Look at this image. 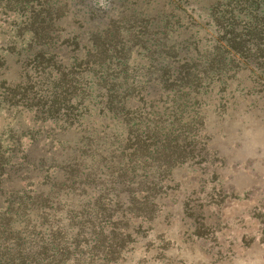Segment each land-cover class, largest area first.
I'll use <instances>...</instances> for the list:
<instances>
[{
	"label": "rangeland",
	"instance_id": "rangeland-1",
	"mask_svg": "<svg viewBox=\"0 0 264 264\" xmlns=\"http://www.w3.org/2000/svg\"><path fill=\"white\" fill-rule=\"evenodd\" d=\"M215 1L0 0V215L9 217L6 192L22 197L49 190L53 182L48 185V180H61L71 167L75 149L94 142L97 151L76 167L80 171L75 174L82 172V177L71 178L89 181L88 187L81 192L73 185L75 193L61 199L66 204L64 222L69 224L84 204L103 193L98 217L105 216L110 225L117 222L132 236L114 246L117 252L110 251L106 260L94 257L92 264H264V0H240L237 5L249 9L239 19H229L226 7L216 14L200 10ZM220 2L225 5L227 0ZM47 10L61 16V63H72L66 60V48L75 47L74 37L86 41V30L100 23L89 20L92 16L118 20L135 10L143 16L159 15L174 31L169 32L168 45H174L180 62L168 60L172 69L186 67L194 56L201 58V68L203 62L213 65L208 70L212 77V71L222 75L213 77L208 87L202 82L195 99L186 94L187 88L169 97L164 93L158 103L146 97L147 89L136 91L132 110L124 121H116L117 116L86 96L93 88L86 78L91 77L89 71L80 81V75L73 74L78 70L63 79L45 63L29 64L40 49L33 40L37 24L30 25L31 17L39 11L44 16ZM234 32L242 39L234 50L224 42L216 45L217 38L227 41ZM82 43L77 55L85 53ZM217 54L227 58L218 67ZM149 67L148 57L134 49L128 77L137 85L147 74L159 80L161 73ZM127 131L130 139L169 136L151 147L156 151L151 161L142 157L136 162L144 171L131 175L136 177L131 194L117 186V176L108 170L119 160L123 163L115 148L125 143ZM178 135L179 140L171 141ZM25 157L29 162L42 158L45 170L27 165ZM56 192L69 191L58 186ZM76 233L77 228H69L68 243ZM90 259L86 251L80 263L65 264Z\"/></svg>",
	"mask_w": 264,
	"mask_h": 264
},
{
	"label": "trees",
	"instance_id": "trees-1",
	"mask_svg": "<svg viewBox=\"0 0 264 264\" xmlns=\"http://www.w3.org/2000/svg\"><path fill=\"white\" fill-rule=\"evenodd\" d=\"M239 1L227 0L224 5L220 0H216L215 3H210L208 7H201L200 10L216 14V11L219 12V9L226 7L228 9V12H226L230 16L229 19H235V17L239 19L240 15L249 9L244 4L237 5ZM86 3L88 4L89 1H86ZM230 7L233 9H229ZM57 12V10L52 12L47 10L43 16L42 11H39L38 14L35 13L31 17L32 23L30 25L36 26L35 24H37L35 32H33L35 36L33 40L40 49L29 59V64H33V67H38L39 64L45 63L46 67L56 68L63 79L78 70L79 73L73 74L80 75V81H84V73L89 71L91 77L86 75V78L91 82L90 85L93 88L90 87L92 91H89L86 96H93V99L98 101V104H102L108 112L117 116L115 118L116 121H119L120 118L122 122L128 116L130 110H132L133 103L137 101L134 94L136 91L139 93L141 89H147L146 97L152 96L156 98V103H158L162 101L164 93H166V97H169V94L184 93L183 89L187 88L186 94L195 99L199 94L198 88L202 82H204L205 87H208L214 80L213 77L222 75V73H214L212 71V77L208 70L213 65L203 62L205 67L201 68L197 64L200 63L201 58H195L194 56L191 59V64L186 63L188 64L186 67L182 65L172 69L171 65L174 61L180 62V59H177L179 55L173 50L174 45H168L171 43L168 41L169 32L174 33V31H172V28L168 29L165 26L164 18L159 15L155 17L143 16V14L135 10L129 18H120L118 20L109 18L107 21H102L103 19L98 15L92 16L89 20H99L100 23H97L94 30H86L89 35L88 39H86L88 43L80 39V35H76L74 37L75 47L70 49L68 46L66 48L68 54L66 60H72V63H61L63 61L60 59L62 49L58 47L61 33L57 31L61 16ZM160 24L163 25L161 26ZM134 28L138 29V31L129 32ZM230 38L225 41V39L219 37L216 45L224 42L228 49L234 50L240 42L242 43V39L239 38V35H235V32L230 35ZM80 43H82L81 48L85 50V53L77 55V53L81 52L79 51ZM134 49L142 51L148 57V61H150L149 69L152 73L153 71L161 73L159 80L157 77H153L152 74H147L146 80L139 82L140 85H137L128 77L127 65ZM179 49L183 50L182 47H179ZM160 59H164L162 65H154ZM225 59L227 58L223 54H217L215 56L216 67L221 62L224 63ZM38 60L41 61L39 62ZM168 60H172V63H168ZM175 74L177 75L174 76ZM173 76L174 79L170 81ZM128 136L130 137V134L127 131V134L123 135L125 143L115 148L119 155L123 156V163L119 160L117 167L108 168V170H111V176H114V178L117 176L115 179L117 186L131 194L136 178L131 175L135 174L139 169L144 171V168L137 165L136 162L140 161L142 157L146 162L151 161L156 154V151L151 147L159 142L160 138V142H165L169 136L160 133L156 137L151 135V137H145V139H141V135H137L134 138L131 137L133 139L128 138ZM179 137L181 136L178 135L171 141H177ZM116 142L118 143L119 141L117 140ZM94 145L97 144L88 142L85 145H81V147H77L71 154L74 155L70 159V164L72 165L65 168L62 179H56V177H51V180L47 179L48 185L53 182L49 190L47 188L44 191L37 190L34 193H26L23 189H20L25 192L22 193V197L18 195V192L10 194L6 192L4 194L6 197L5 201L10 207L6 211L8 218L0 215V264H65L70 260L80 263V259L86 251L89 252L91 259L84 264H92L94 257L99 260H106L110 255V251L117 250V247L114 248V246H118L119 242L125 241L127 237L132 236L131 233H125L124 230L121 231V227H117V222L110 225V221L106 220L105 216L98 217V212L102 205L100 202L105 196L103 193H100L94 199L92 197L88 203L84 204L79 214L69 220V224L64 222L67 217V212L66 214L63 212L66 204H63L64 202L62 203L61 199L67 197L69 193H75L76 187L74 188L73 185H77L78 188L81 187V192L88 187L86 184L89 181L76 182L71 178H79L80 180L83 173L75 174L80 171L76 167L77 165L81 167L80 163L83 159L92 156L97 151ZM164 152L167 155L169 154L167 151ZM99 157L103 156L100 155ZM41 159L37 162H29L25 157L23 162H26L27 165L35 164L45 170V165ZM102 168H104V165H102ZM12 169L13 167L10 165L9 172H12ZM118 173L120 174L119 176ZM45 176L47 175H42V178H45ZM9 178L11 179L10 175ZM85 178L88 179V177ZM54 186H57V189L58 186L66 188L69 192H56L57 189H53ZM133 192L134 194H139L136 191ZM114 203L118 204V202ZM131 205L134 206L135 204L131 203ZM132 213L134 211H131ZM12 219H14V222ZM73 227L77 228V233L72 237L71 242L68 243L65 235L69 228L72 229ZM121 232L123 235L119 238ZM84 234L86 236H83Z\"/></svg>",
	"mask_w": 264,
	"mask_h": 264
}]
</instances>
